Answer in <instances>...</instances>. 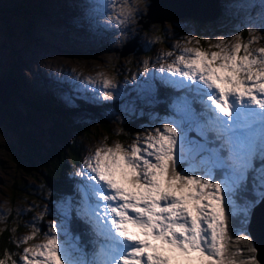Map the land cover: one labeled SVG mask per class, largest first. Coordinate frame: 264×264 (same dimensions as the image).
I'll use <instances>...</instances> for the list:
<instances>
[{"label": "snow or ice", "instance_id": "6c2138e0", "mask_svg": "<svg viewBox=\"0 0 264 264\" xmlns=\"http://www.w3.org/2000/svg\"><path fill=\"white\" fill-rule=\"evenodd\" d=\"M255 42L174 45L179 54L166 53L175 59L158 71L191 96H178L174 115L131 144L96 147L76 172L77 199L66 198L64 219L75 214L88 241L53 221L45 241L8 255L11 264H259L245 227L264 203V47ZM245 191L253 197L237 203Z\"/></svg>", "mask_w": 264, "mask_h": 264}, {"label": "rangeland", "instance_id": "374dc122", "mask_svg": "<svg viewBox=\"0 0 264 264\" xmlns=\"http://www.w3.org/2000/svg\"><path fill=\"white\" fill-rule=\"evenodd\" d=\"M174 1L178 5L171 8L167 0H158L161 2L158 22L143 28L140 18H144L150 0H0V77L16 72L21 77L23 95L38 99L49 93L51 100L63 106H69L71 99L79 96L96 104L118 99L109 112V129L99 122H89L79 131L76 123L88 117L72 115V138L79 143L81 155L79 165L72 168V175H76L96 147L113 146L117 142L131 144L137 134H146L147 129L159 127L160 120L174 115L172 105L178 96H191L187 90L178 91L162 83V76L171 74H161L158 70L175 59V55L168 57L166 53L179 54L174 45H184L188 38L195 37L201 43L188 46L207 49L208 40L215 43L221 37L239 36L243 43L256 38L253 48L264 47L262 0H206L205 8L197 0H190L199 15H204L205 22L185 15L190 11L185 0ZM217 7H222L220 16ZM135 40L136 49L121 54ZM105 79L112 80L113 84L104 86ZM9 81L16 82L14 78ZM156 84L170 88L169 93L165 97L159 93L157 96ZM4 89L0 83V93H6ZM104 92L110 93L109 99L103 98ZM194 107L200 106L194 103ZM31 112L34 122L30 128L46 140V124L53 112L42 108ZM128 119L136 121L131 128L124 126ZM13 144H17L14 134L0 126V230L10 207L23 203L18 195L14 196L13 179L17 178L21 187L33 183L32 189L38 188L35 169L29 166L27 170L18 163L22 157L19 150L11 149ZM251 194L254 195L251 191L238 193L237 203H243L245 197L252 198ZM65 201L66 197L57 201L61 210L66 207ZM39 208L46 209L45 203ZM34 216L39 220L43 217L42 213L38 216L32 211L26 218ZM239 219L243 221V217ZM53 221L57 223V214L44 219L41 232L35 233V239L23 248L45 241V233ZM27 235L32 234L25 231L20 237Z\"/></svg>", "mask_w": 264, "mask_h": 264}, {"label": "trees", "instance_id": "16d2710c", "mask_svg": "<svg viewBox=\"0 0 264 264\" xmlns=\"http://www.w3.org/2000/svg\"><path fill=\"white\" fill-rule=\"evenodd\" d=\"M221 13L222 7L219 16ZM246 32H248L247 29ZM8 77L14 78L16 82L12 85L5 103L0 101V126L14 134L17 139V144L10 146L12 150L20 151L22 161L18 159V163L27 170H30L29 166H32L38 179V188L35 189H32L35 187L33 183L21 187L18 184V179H13V190L16 193L14 196L18 195L23 203L18 207L15 205L10 207L6 217H3L5 224L0 230V257L11 262V259L7 258L9 254L12 259L23 254L21 252L25 244L17 246L18 240L22 239L21 233L25 231H30L31 234L41 232L43 220L55 214H57V225L64 226L73 236H79L82 242L88 241L89 237L85 235V224L81 223L82 221L77 219L75 214L71 219L65 220V209L61 210L57 205V201L63 200L64 197H72L74 203L77 199L76 179L80 177L72 175L71 171L74 165H79L81 155L79 143L72 138L70 127L73 124L72 115L85 114L88 117V120L76 123V126L80 128L79 131L86 128L89 122L92 124L99 122L105 129H109V112L118 99L114 98V101L106 100L96 104L79 96L73 97L69 106H63L61 102L51 100L52 96L49 93L38 99L23 95L21 77L16 72L3 78L0 77V81L6 80L5 78ZM154 88L157 96L159 93L165 97L170 91V88H161L157 84ZM161 104L164 105V102ZM40 108L53 112L50 121L46 124V140H42L30 128L34 122L31 111L40 110ZM134 122H136L135 119H128L124 126L131 128ZM68 165H71L69 169ZM41 203L46 205V209L43 211L39 208ZM32 211L36 212L38 216L42 213L43 217L40 220L37 216L27 219L26 215ZM87 250H91V245H88Z\"/></svg>", "mask_w": 264, "mask_h": 264}, {"label": "water", "instance_id": "95a60500", "mask_svg": "<svg viewBox=\"0 0 264 264\" xmlns=\"http://www.w3.org/2000/svg\"><path fill=\"white\" fill-rule=\"evenodd\" d=\"M212 1H215V0H212ZM185 2L187 4L188 10H190L188 13H185V15H190L191 17L197 18L198 20L205 21L203 19L204 15H201V16L199 15L198 9H196L192 5L190 0H185ZM205 2H206V0H197V4L199 6H201L202 8H205V7H203ZM160 4H161V2L159 3L158 0H150V2L147 4V10L143 14V17L145 19L140 18V22H142L143 28L148 27V25L150 23L158 22V9L159 10L161 9ZM210 7H212V6H209L208 8H210ZM213 7H215V6H213ZM217 8H218V10L220 9V11H221V7H217ZM171 17L172 16L165 17V18H171ZM128 47H129L128 50L122 49L121 54H126V53H129V52H132L133 50H135V48L137 47L136 40L132 44L128 43ZM9 80H10V77H8V79H6V80L0 81V83H3L4 88H5L4 91L6 92V93H4L2 91L0 93V101H2L3 103H5V101L8 99L10 91H11V87L13 85L12 83H10ZM190 135H193V134L190 133ZM263 226H264V203H260L254 208V210L250 216V222L247 223V231H248V234L251 236L253 245L257 249L255 255H256V258L260 264H264V241H262V234L260 231L263 228Z\"/></svg>", "mask_w": 264, "mask_h": 264}, {"label": "bare ground", "instance_id": "6f19581e", "mask_svg": "<svg viewBox=\"0 0 264 264\" xmlns=\"http://www.w3.org/2000/svg\"><path fill=\"white\" fill-rule=\"evenodd\" d=\"M167 2L169 3L168 5L172 8L178 5L177 1L172 2V0H167ZM171 2V3H170ZM261 234H262V241H264V226L263 228L260 230Z\"/></svg>", "mask_w": 264, "mask_h": 264}, {"label": "clouds", "instance_id": "9594fccd", "mask_svg": "<svg viewBox=\"0 0 264 264\" xmlns=\"http://www.w3.org/2000/svg\"><path fill=\"white\" fill-rule=\"evenodd\" d=\"M245 227H246V230H247V224L245 225ZM247 233H248V231H247ZM249 235V234H248Z\"/></svg>", "mask_w": 264, "mask_h": 264}]
</instances>
